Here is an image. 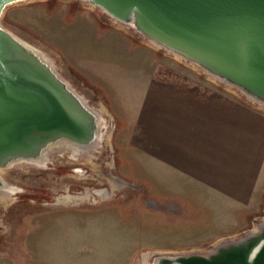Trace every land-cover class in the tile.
<instances>
[{"label":"rangeland","instance_id":"374dc122","mask_svg":"<svg viewBox=\"0 0 264 264\" xmlns=\"http://www.w3.org/2000/svg\"><path fill=\"white\" fill-rule=\"evenodd\" d=\"M1 23L42 50L91 107L105 106L112 137L88 161L71 158L65 149L51 154L45 168L19 165L5 171L15 189L0 199V264H143L146 258L153 264L160 253L210 252L264 221V199L245 210L231 231L230 219L192 221L187 212L171 214L152 197L147 181L128 179L121 170L125 109L152 69L151 58L194 65L82 0L14 3Z\"/></svg>","mask_w":264,"mask_h":264},{"label":"water","instance_id":"95a60500","mask_svg":"<svg viewBox=\"0 0 264 264\" xmlns=\"http://www.w3.org/2000/svg\"><path fill=\"white\" fill-rule=\"evenodd\" d=\"M0 171L45 159L57 145L92 146L102 117L45 53L1 23ZM264 104V0H82ZM7 185L0 172V187ZM153 264H264V221L207 253L158 254Z\"/></svg>","mask_w":264,"mask_h":264},{"label":"crops","instance_id":"0c3cea01","mask_svg":"<svg viewBox=\"0 0 264 264\" xmlns=\"http://www.w3.org/2000/svg\"><path fill=\"white\" fill-rule=\"evenodd\" d=\"M151 65L125 109L124 176L147 181L171 214L230 219L234 230L264 199V106L199 68L157 57Z\"/></svg>","mask_w":264,"mask_h":264},{"label":"bare ground","instance_id":"6f19581e","mask_svg":"<svg viewBox=\"0 0 264 264\" xmlns=\"http://www.w3.org/2000/svg\"><path fill=\"white\" fill-rule=\"evenodd\" d=\"M86 4V3H85ZM87 5V4H86ZM92 5V4H91ZM115 21V20H114ZM112 22V21H111ZM115 24V23H114ZM127 28V27H126ZM136 34V33H135ZM146 42H148V40H146ZM151 43H153V45L152 46H156V48L157 47H161L160 45H158V44H156V43H154L153 41H150ZM163 49V48H162ZM169 52V51H168ZM170 55V54H169ZM173 56H176V58H179V59H183L184 60V58H182L181 56H179V55H177V54H174L173 53ZM183 62V61H182ZM187 64V63H186ZM191 65V64H190ZM195 66H193V68H194ZM198 68V67H197ZM197 70H199V69H197ZM203 73V72H202ZM205 73V72H204ZM210 77V76H209ZM212 78H214V80L216 79L215 77H213V76H211ZM210 77V78H211ZM217 80V79H216ZM69 82V81H68ZM229 86V85H228ZM230 87V86H229ZM228 87V88H229ZM232 88V87H231ZM230 88V89H231ZM229 90V89H228ZM244 97V96H243ZM247 99V98H246ZM261 105H260V107L261 106H264V104L263 103H260ZM254 105V104H253ZM105 107V106H104ZM103 106H96L95 108L94 107H92V108H94L100 115H101V117H102V123L103 124H101V126H102V132H100V134H99V137H98V139H97V142L96 143H94L92 146H89V147H84V148H78V147H76V146H73V145H70V144H67V145H64V144H62V145H57V146H55V147H53V148H51L50 149V151L46 154V156H45V159L44 160H42L41 162H36V163H29V162H27V163H20V164H17L16 166H23V165H25V166H43L44 168H45V165H47V162H48V158L50 157V155L51 154H53V153H55V152H64L63 150H68V152L70 153V155L72 156L71 158H73V159H76V160H84V161H88L89 159H92V158H95L96 156H98L99 155V153H100V150L101 149H104V147L106 146V145H108V144H110V140H111V134H112V129H111V126H110V122H111V120H110V118H108L109 120H105L104 118H103V115L105 114V116H108L109 117V115H108V112H107V110L104 108ZM50 160V159H49ZM85 163V162H84ZM91 163V162H90ZM92 164V163H91ZM93 164H94V162H93ZM110 164V163H109ZM15 165H14V167H16ZM99 166V165H98ZM113 166V165H112ZM111 167V166H110ZM9 168H12V167H9ZM9 168H4V169H2L0 172H1V175L4 177V179H5V171H8V169ZM17 168V167H16ZM41 169H42V167H40ZM46 168H47V166H46ZM112 168H114V167H112ZM78 170V169H77ZM78 171H81V170H78ZM83 173V172H82ZM85 173V172H84ZM80 175H81V173H80ZM82 176H83V174H82ZM74 177V176H73ZM109 179V178H108ZM7 182V181H6ZM84 183V182H83ZM89 184H91V183H89ZM15 188H13V187H11V185H9V184H7L6 186H4V187H0V199L2 200V199H4V200H6V198L8 197L9 198V195L13 192V190H14ZM20 189V188H19ZM21 190V189H20ZM21 191H23V190H21ZM89 191V190H88ZM14 192H16V191H14ZM86 192V191H85ZM88 193V192H87ZM91 194V193H90ZM90 194H88L89 196H90ZM103 194V193H102ZM68 195V194H67ZM72 195V194H71ZM100 195H101V193H100ZM83 196V195H82ZM81 196V199L83 198ZM88 196V197H89ZM66 197V196H65ZM72 197V196H71ZM75 197V196H74ZM101 197H103V195L101 196ZM105 197V196H104ZM103 197V198H104ZM70 198V197H69ZM86 198V197H85ZM11 199V198H10ZM15 199V198H14ZM67 199V198H66ZM105 199H106V197H105ZM59 200V199H58ZM70 201H71V199H70ZM69 201V202H70ZM75 201V200H74ZM2 202H3V200H2ZM58 202H56V204H57ZM6 204V203H5ZM8 204V203H7ZM10 204V203H9ZM8 204V205H9ZM7 205V206H8ZM5 208H7L6 206H5ZM264 220V219H263ZM1 225V224H0ZM259 225H257V226H255V228L253 229V231L254 230H256L257 229V227H258ZM153 257V256H152ZM156 257V256H155ZM154 258V257H153ZM143 264H148V259L146 258L145 260H144V262H143Z\"/></svg>","mask_w":264,"mask_h":264}]
</instances>
